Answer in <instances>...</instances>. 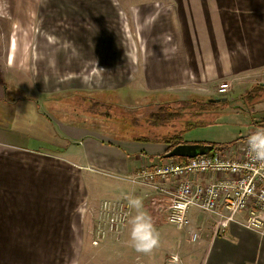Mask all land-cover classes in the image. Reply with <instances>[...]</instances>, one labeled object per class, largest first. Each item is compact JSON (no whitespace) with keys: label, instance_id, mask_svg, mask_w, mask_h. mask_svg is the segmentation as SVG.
<instances>
[{"label":"crops","instance_id":"crops-1","mask_svg":"<svg viewBox=\"0 0 264 264\" xmlns=\"http://www.w3.org/2000/svg\"><path fill=\"white\" fill-rule=\"evenodd\" d=\"M87 1V10L97 16L116 10L122 14L124 9L133 19L147 18L145 39L133 43L135 52L129 63L135 67L127 81L138 74L145 90L208 98L219 96L218 87L226 83L231 92L249 89L244 96L258 88L259 95L250 102L264 97V0ZM153 13L159 15L152 21ZM93 22L98 24L97 19ZM112 43L83 41V50H94H85L84 55L98 57V69L90 74L95 83L85 87L69 72L72 79L65 80L64 88L82 92L103 88L108 83L101 77L111 63L119 65L115 82L125 80L127 72L121 68L122 56L117 50L122 45L114 41L117 49L111 56L108 49ZM49 78V82L54 80ZM5 82L9 83L0 72V100L7 91ZM49 93L39 91L41 95ZM8 128L0 124V138L4 139L0 140V258H8L9 263L32 257L38 264H59V257H65L70 260L67 264H73L75 242L83 239L89 217L84 208L95 211L102 200L127 203L130 196L151 195L150 188L133 185L126 178L142 167L153 171L159 165L154 158L164 151L151 155L135 147L127 149L79 127L52 145L64 152L44 151L6 140L3 135ZM22 129L17 127L16 133ZM231 148L224 153H232ZM166 183L161 182L162 194L174 186ZM199 213L189 211L190 225L192 218L208 215ZM244 217L239 214L238 220ZM199 238L200 264H264V236L239 223H230L223 230L215 226L212 234Z\"/></svg>","mask_w":264,"mask_h":264},{"label":"rangeland","instance_id":"rangeland-1","mask_svg":"<svg viewBox=\"0 0 264 264\" xmlns=\"http://www.w3.org/2000/svg\"><path fill=\"white\" fill-rule=\"evenodd\" d=\"M116 1L122 3L121 0ZM143 1L123 0V3ZM87 3V0H0V72L9 82L3 83L7 91L0 100V124L9 127L7 135H3L6 140L27 148L60 153L64 150L52 145L67 139L66 135L79 127L102 135L113 143L115 141L121 147H135L155 155L166 149L167 145L160 139L167 136L176 135L182 144H214L218 148L242 140L257 129L253 125L264 116V97L250 102L251 99L244 96L249 89L231 92L229 88L225 95L209 98L200 94L186 97L176 91L145 90L138 74L127 81L135 67L129 63L135 52L133 43L145 39L147 18L133 19L124 9L122 14H116L118 10H114L113 14L104 12L97 16L92 10H87ZM157 14L153 13L152 21ZM95 19L97 25L93 22ZM96 39L113 41L108 49L111 56L117 49L114 41L121 43L122 48L117 50L122 56L121 68L127 72L125 80L115 82L114 74L119 73V65L111 63L101 77L108 83L103 88L86 92L65 89V80L72 79L69 72L78 80L77 83L85 87L94 82L95 78L90 74L98 69L97 54L85 56V50L90 53L94 50H83L82 47L83 41ZM13 42L14 48L11 49ZM49 76L54 80L49 82ZM38 79L42 80L36 81ZM40 90L48 93L53 90L55 93L41 95ZM222 98L225 101L207 103L209 99ZM182 100L194 101L195 104L190 107ZM171 106L176 118L165 125L151 124V113L162 114ZM17 127L24 129L16 133ZM144 137L148 140L139 139ZM244 141L232 145V153ZM153 161L160 165L177 162L176 159L160 160L157 157ZM161 185L158 179L151 184H138L151 189V195L141 193L138 198L158 233L157 247L148 253L136 251L130 241L127 222L119 234L93 244L94 208L86 207L83 212L89 217L85 216L87 224L83 239L75 242L73 264H200L199 237L212 234L216 219L210 215H199L192 218L191 225L186 228L175 229L165 221L169 197L162 194ZM193 233L197 238H191ZM7 259L0 258V264H38L32 257L22 260L17 257L20 261L11 263ZM68 261L59 257V264H67Z\"/></svg>","mask_w":264,"mask_h":264},{"label":"built area","instance_id":"built-area-1","mask_svg":"<svg viewBox=\"0 0 264 264\" xmlns=\"http://www.w3.org/2000/svg\"><path fill=\"white\" fill-rule=\"evenodd\" d=\"M228 91L226 83L217 89L219 95ZM156 179L174 185L165 191L169 197L165 221L175 229L189 226L188 213L196 210L213 216L217 230L239 223L264 236V162L250 158L247 139L234 154L212 152L189 158L184 163L159 164L153 171L142 167L126 178L133 185L151 184ZM129 213L125 202L102 200L93 214L91 242L97 244L110 235L119 234ZM239 214L245 217L238 220ZM193 236L194 239L196 236Z\"/></svg>","mask_w":264,"mask_h":264},{"label":"clouds","instance_id":"clouds-1","mask_svg":"<svg viewBox=\"0 0 264 264\" xmlns=\"http://www.w3.org/2000/svg\"><path fill=\"white\" fill-rule=\"evenodd\" d=\"M247 149L252 160L264 162V128H257L247 137ZM127 206L130 210L127 225L133 247L138 252H151L159 244L158 233L151 217L142 210L143 202L138 197L130 196Z\"/></svg>","mask_w":264,"mask_h":264},{"label":"trees","instance_id":"trees-1","mask_svg":"<svg viewBox=\"0 0 264 264\" xmlns=\"http://www.w3.org/2000/svg\"><path fill=\"white\" fill-rule=\"evenodd\" d=\"M257 95H259V90L258 88H253L252 90H250L247 95L245 96V98H249L251 99V101H253L255 99V97H257ZM179 103V102H177ZM183 104H186L187 106H190L192 107L195 102L194 101H183L182 102ZM208 104H210V102H207ZM172 106L169 108L168 107V111H163L164 113H158V112H155V113H151L150 114V121H151V124L155 125V126H159V125H165L166 123L170 122L171 120H173L174 118H176V113L175 112H172ZM161 109V108H160ZM166 112V113H165ZM256 128H264V116L258 121V122H255L254 125H253V128L255 129ZM253 129V130H254ZM247 138V136H244L242 138V140L244 141L245 139ZM139 139H142L144 141H147L148 138H139ZM242 140H235V143L232 141L230 143H226L225 145L221 146V147H218L216 148L214 144H208V145H212L213 146V150L214 152L216 151H223L225 149H228L230 148L232 145L238 143L239 141H242ZM160 141H162V143L166 144L167 147L166 149L164 150L163 153L159 154L158 156H156L157 158H159L160 160H165L163 155L170 151L173 147H175L176 145H179V144H182L179 140V137H177L176 135H173V136H167L166 138H161ZM153 159V158H152ZM172 159H176L177 162L179 163H184L187 161L188 158H172Z\"/></svg>","mask_w":264,"mask_h":264},{"label":"water","instance_id":"water-1","mask_svg":"<svg viewBox=\"0 0 264 264\" xmlns=\"http://www.w3.org/2000/svg\"><path fill=\"white\" fill-rule=\"evenodd\" d=\"M222 99H209L208 102H223ZM213 150L212 145L204 144H179L173 147L170 151L166 152L163 157L164 159L172 158H195L197 156L207 155Z\"/></svg>","mask_w":264,"mask_h":264}]
</instances>
